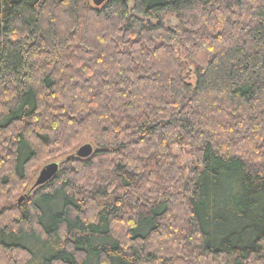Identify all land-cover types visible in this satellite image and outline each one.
I'll use <instances>...</instances> for the list:
<instances>
[{
  "label": "trees",
  "instance_id": "obj_1",
  "mask_svg": "<svg viewBox=\"0 0 264 264\" xmlns=\"http://www.w3.org/2000/svg\"><path fill=\"white\" fill-rule=\"evenodd\" d=\"M0 202V264H264V0H0Z\"/></svg>",
  "mask_w": 264,
  "mask_h": 264
},
{
  "label": "water",
  "instance_id": "obj_2",
  "mask_svg": "<svg viewBox=\"0 0 264 264\" xmlns=\"http://www.w3.org/2000/svg\"><path fill=\"white\" fill-rule=\"evenodd\" d=\"M96 7L102 6L108 0H92ZM94 153V148L92 145L87 144L81 147L75 154L77 158L87 159L91 157ZM60 165L58 163H51L47 165L39 174L35 187H40L48 183L53 179V177L58 173Z\"/></svg>",
  "mask_w": 264,
  "mask_h": 264
},
{
  "label": "rangeland",
  "instance_id": "obj_3",
  "mask_svg": "<svg viewBox=\"0 0 264 264\" xmlns=\"http://www.w3.org/2000/svg\"><path fill=\"white\" fill-rule=\"evenodd\" d=\"M175 152L177 153V154H180V155H182L183 156V165L186 167V168H191L192 166H194L195 164H196V160L193 158V157H189V156H186L185 155V152H184V149H182V148H178V147H176L175 148ZM36 169H33V171L30 173L31 174V176L33 175L34 176V174H35V171ZM39 176V175H38ZM38 178V177H37ZM36 178V179H37ZM1 203L2 202H0V208H1Z\"/></svg>",
  "mask_w": 264,
  "mask_h": 264
}]
</instances>
